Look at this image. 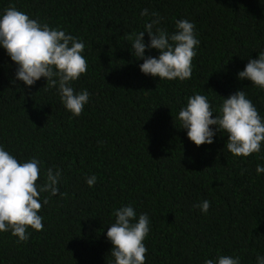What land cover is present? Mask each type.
I'll return each instance as SVG.
<instances>
[{"label":"trees","instance_id":"1","mask_svg":"<svg viewBox=\"0 0 264 264\" xmlns=\"http://www.w3.org/2000/svg\"><path fill=\"white\" fill-rule=\"evenodd\" d=\"M13 4L84 42L87 71L71 86L90 96L73 116L45 77L32 86L16 80L18 66L0 46V146L18 162L40 161L38 188L48 168L61 171L60 194L40 196L43 230L29 228L25 242L0 232V264H114L106 233L115 210L128 205L137 220L149 217L145 264H204L218 256L258 264L264 173L256 167L264 166V142L247 157L226 149L222 131L197 146L178 114L201 94L214 118L224 97L244 90L264 120V89L238 78L249 58L264 52V0H0V15ZM152 13L162 18L155 27L169 34L177 20L194 24L200 43L190 79L140 70L143 58L130 43L141 31L150 42L144 29L157 18ZM145 54L158 57L159 50ZM204 200L207 213L193 207Z\"/></svg>","mask_w":264,"mask_h":264},{"label":"clouds","instance_id":"2","mask_svg":"<svg viewBox=\"0 0 264 264\" xmlns=\"http://www.w3.org/2000/svg\"><path fill=\"white\" fill-rule=\"evenodd\" d=\"M148 15V9L141 11ZM156 19L145 24L150 42L145 44L144 31L131 41V51L136 58H143L140 70L144 74L159 77L160 80L181 81L190 79L192 60L196 56V46L200 41L194 34V24L186 19L176 21V31L155 27L162 18L152 13ZM155 27V30H154ZM131 39V37L129 38ZM0 46L6 49L11 60L16 63L15 79L32 86L41 77L47 79L48 87H55L65 108L73 116H80L89 101L85 89L75 92L71 83L87 71V60L82 55L85 45L78 38L57 28H50L37 19L10 5L0 15ZM159 50L158 57L145 54V49ZM238 78L247 79L264 89V52L258 58H249ZM15 82V81H13ZM213 110L206 96L195 94L187 98L186 107L179 111L181 128L187 129L188 138L197 146L213 143L216 131L227 135L226 149L235 156L247 157L261 151L264 142V120L244 90H237L224 97L219 114L213 118ZM210 125H216L213 130ZM40 161L32 158L26 162L18 160L0 146V232L11 231L18 242L29 239L28 229L42 231L43 217L41 193L52 196L60 194L58 187L61 171L48 168L46 180L39 186ZM256 172L264 173V166L257 165ZM97 177L86 178V183L94 186ZM47 197L43 204H48ZM193 207L207 213L210 202L204 200ZM115 222L107 229V238L112 243L110 251L114 264H145L147 248L143 241L149 234V217L139 215L131 205L116 209ZM258 264H264V257L257 256ZM204 264H240L239 257L218 256L214 262L206 259Z\"/></svg>","mask_w":264,"mask_h":264}]
</instances>
